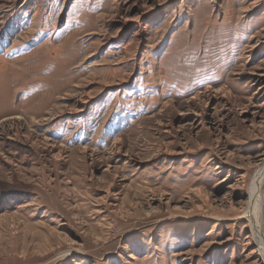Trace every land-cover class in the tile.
Listing matches in <instances>:
<instances>
[{
    "label": "rangeland",
    "instance_id": "obj_1",
    "mask_svg": "<svg viewBox=\"0 0 264 264\" xmlns=\"http://www.w3.org/2000/svg\"><path fill=\"white\" fill-rule=\"evenodd\" d=\"M263 159L264 0H0V264H264Z\"/></svg>",
    "mask_w": 264,
    "mask_h": 264
},
{
    "label": "bare ground",
    "instance_id": "obj_2",
    "mask_svg": "<svg viewBox=\"0 0 264 264\" xmlns=\"http://www.w3.org/2000/svg\"><path fill=\"white\" fill-rule=\"evenodd\" d=\"M264 180V159L259 167L256 169L253 178L249 184L248 202L244 215L249 223H251V230L256 236L258 244L264 247L263 231L260 224V215L262 210L260 186ZM264 249V248H263Z\"/></svg>",
    "mask_w": 264,
    "mask_h": 264
}]
</instances>
